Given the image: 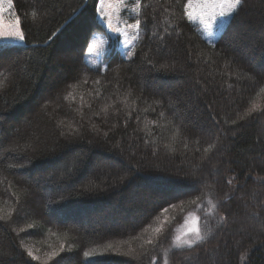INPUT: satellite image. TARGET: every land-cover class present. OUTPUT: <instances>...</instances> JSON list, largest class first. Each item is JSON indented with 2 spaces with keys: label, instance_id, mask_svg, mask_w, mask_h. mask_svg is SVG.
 Returning <instances> with one entry per match:
<instances>
[{
  "label": "trees",
  "instance_id": "1",
  "mask_svg": "<svg viewBox=\"0 0 264 264\" xmlns=\"http://www.w3.org/2000/svg\"><path fill=\"white\" fill-rule=\"evenodd\" d=\"M13 2L26 41L0 46V264H264V0L211 38L182 18L187 0H140V38L107 71L85 59L99 0ZM191 214L209 239L175 249Z\"/></svg>",
  "mask_w": 264,
  "mask_h": 264
},
{
  "label": "snow or ice",
  "instance_id": "2",
  "mask_svg": "<svg viewBox=\"0 0 264 264\" xmlns=\"http://www.w3.org/2000/svg\"><path fill=\"white\" fill-rule=\"evenodd\" d=\"M179 2V0H177ZM244 0H187V3L183 5V17L186 18L190 23L196 24L199 26V30L207 37L211 38L214 35V30L216 29L217 25H220V27H224L225 23L228 21L229 18L234 17V14L238 13ZM117 3L120 6H126L124 3V0H117ZM101 4L103 5V0H101ZM15 7L13 0H0V40L2 41H16L23 43L26 41V35L25 31L23 29V21L22 17L15 12H12V9ZM109 7H112V5H109ZM135 7L139 10L141 7L140 0H137ZM147 7V5H145ZM5 10L9 11V16L7 18V21H5L3 17V13ZM102 17H106V23L109 30H111L114 33H119L121 35H124L127 37V32H122V30L118 26H114L112 22V14L108 12H104L102 9H100ZM31 15L35 17L36 13L32 12ZM141 21L139 19L136 20V23L134 25H128L129 28L139 30ZM135 38V37H134ZM209 43H214L211 39L208 41ZM127 47V44L125 45ZM93 54H98V45L93 42L92 44L88 45L86 48V55L92 56ZM132 53H126L127 56H130ZM93 63H95L93 61ZM99 70V69H98ZM105 71H107V65H105L104 68ZM6 79V78H5ZM84 83L87 84V79L84 80ZM94 83H99V81H94ZM4 81L0 80V87H3ZM261 91H264V88L261 89ZM69 97H71L73 100L75 97L72 95L71 92L68 93L67 96H65V100H67ZM81 100H83V96H81ZM259 108V105L253 103L251 108H248L246 112L244 113V116L251 115L253 112H255ZM161 116L164 114L161 113ZM244 117H241L243 119ZM233 123H236V121H233ZM60 125H63V121L60 122ZM70 128V134L72 132H75L76 134L79 133L78 129H71V125H69ZM63 135V133H62ZM105 135H107L105 133ZM175 139V137H173ZM186 146V145H185ZM165 147H169V145H165ZM213 145H209L208 148H205V153L211 151L213 148ZM231 183V181H229ZM200 198L197 197L196 199H193L191 203L193 205L197 204V200ZM211 203V202H209ZM171 207H175V205H171ZM213 208H216V204H212ZM164 212H167V209L163 210ZM11 215L10 213L8 214ZM254 215H258L257 213H254ZM0 219H4V217H0ZM225 220V217H220V222L223 223ZM200 217L194 216L192 225L189 226L185 231L181 232L179 235H176L173 241V245L175 249L182 250V249H188L191 250L194 247L201 245L203 243H206L209 239L210 234L206 235L202 228L200 227ZM207 223V221H205ZM31 227V226H30ZM163 225L160 227H156L152 229L154 233L159 236L162 233ZM156 241L149 237L144 241V244L147 245H154ZM109 248L112 247V245H108ZM63 248V246H61ZM27 256L31 257L33 260L39 259V257L35 256L31 250V248L26 249ZM134 252V249L129 248L128 253L130 254ZM57 252H53L48 254V258L51 259L52 256L57 255ZM93 255L92 252H84L85 257H89ZM152 264H155V260L153 259ZM165 264H167V260H165Z\"/></svg>",
  "mask_w": 264,
  "mask_h": 264
},
{
  "label": "rangeland",
  "instance_id": "3",
  "mask_svg": "<svg viewBox=\"0 0 264 264\" xmlns=\"http://www.w3.org/2000/svg\"><path fill=\"white\" fill-rule=\"evenodd\" d=\"M137 0H124V3L126 6H120L117 3V0H103V5L101 4V0L99 1V6H98V17L100 19V21L102 22V24L104 25L105 29H106V33L105 34H98L95 33L92 37L91 43L95 42L98 45V54H93L92 56H87L86 55V60L88 61V63L96 68L100 67L104 70L105 68V61L107 60V54L110 52L111 48H114V51H120L123 52V56L125 58H128L129 56L126 55V53L131 52L132 53V49L134 47V45L137 43L139 36H140V28L137 32V30L129 28L128 25H134L136 23V20L139 18V10L135 7ZM109 5H112V7H109ZM100 9H102L104 12H108L112 14V22L114 26H118L122 32H127L128 35L127 37H125L124 35H121L119 33H114L111 30H109V28L107 27V23H106V17H102L101 15V11ZM12 12H15L14 9H12ZM9 16V11L5 10L3 13V17L5 19V21H7V18ZM248 27L246 26V23H244V21L242 23L239 24V26H236L235 29H232V33L234 35H242V33H246L248 32ZM264 29L259 28V30L257 31V33L263 31ZM135 37V38H134ZM243 39V38H242ZM254 43V40L252 39V36L250 35V37L246 36L245 39H243L242 44L245 46H249L252 45ZM3 44H11V45H17V44H22L20 42H16V41H2L0 40V46ZM127 44V47L125 46ZM237 46V45H236ZM252 57V56H251ZM250 57V58H251ZM258 57L254 56L251 59L256 60ZM74 59L73 55H70L67 59V63L71 64L73 63L72 60ZM259 59V58H258ZM257 59V60H258ZM93 61L95 63H93ZM98 160V161H97ZM95 161L99 162L97 163L96 166L99 165H104L106 163H110L109 159L103 158V157H98L95 158ZM100 162H104L103 164ZM114 164V168L120 169V164L116 163L115 161H113ZM72 166H74V163H71ZM96 168V167H95ZM70 170V169H69ZM209 174H212L211 172ZM207 176V175H206ZM86 178V175L84 176ZM134 191V190H132ZM45 195L49 196L50 194L46 193ZM34 203L37 205V199L33 198ZM144 204V203H142ZM148 207H150V205H146L144 207H141V209L136 208L135 213L139 214L142 213L145 209H147ZM128 208V207H127ZM142 210V212L140 211ZM108 211H112V210H108ZM127 211L124 209H122L121 211H116L113 210L112 213L113 214H119V219L115 222V223H123V220H127V221H131L132 219V214H125ZM131 216V218H130ZM196 215H190L188 217V219L186 220L185 224L178 229V235L185 231L189 226L192 225V221H193V217ZM125 220V221H126ZM115 221V220H114ZM234 223H236V225L239 224L240 219H234L233 221ZM113 225L114 223L111 222L109 220L107 225ZM96 226V225H95ZM248 231H244L243 233H247ZM39 250V249H37ZM221 255V253L219 252H210V258H209V263L212 264L216 261H218V257ZM187 261H190L191 258L190 257H185ZM57 264H62L61 260L60 262H58Z\"/></svg>",
  "mask_w": 264,
  "mask_h": 264
}]
</instances>
